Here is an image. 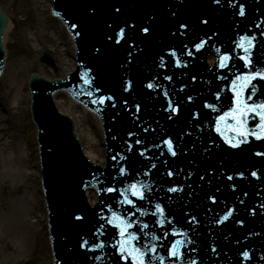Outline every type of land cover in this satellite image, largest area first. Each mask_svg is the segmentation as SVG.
<instances>
[{"label":"water","instance_id":"95a60500","mask_svg":"<svg viewBox=\"0 0 264 264\" xmlns=\"http://www.w3.org/2000/svg\"><path fill=\"white\" fill-rule=\"evenodd\" d=\"M214 1L52 0L55 11L76 34L78 51V68L67 78L49 82L33 75L30 79L55 264H132L120 258L119 220L113 212L136 221L128 231L140 233V240L133 243L147 246L143 249L147 256L156 257L151 264H187L188 259L197 264H264V132L255 125L239 147L230 144L225 148L224 136L216 131L219 126L233 143L241 139L232 130L236 120L231 115L223 120L218 117L236 107L234 87L240 92L239 99L247 103L251 86L241 90L244 81H237L236 76L264 68V0H220L213 10L209 5ZM239 4L245 6L244 16L239 15ZM6 21L0 11V59ZM9 23L8 17L5 33ZM185 24L187 28L180 27ZM120 27L126 28L127 37L117 44L108 36L115 37ZM143 27H150V34L143 33ZM245 34L254 37L253 66L247 67L244 50L236 46ZM208 40L217 43L218 62L226 50L232 55L225 62L230 77L221 78L220 69L205 65ZM201 41L199 49L193 47ZM189 50L192 55L187 54ZM236 58L242 59L241 64L234 62ZM177 59L181 65L176 64ZM43 60L52 65L49 58ZM208 61H212L211 55ZM7 62L8 53L2 74ZM86 79L91 83H84ZM149 82L158 87L148 88ZM252 84L257 89L252 103L264 102V79L256 77ZM60 86H69L91 105L100 96L113 98L95 103L107 138L105 168L82 154L72 121L54 107L51 93ZM61 95L67 94L54 95L58 109ZM169 100L179 106L178 112L168 107ZM74 121L79 133V123ZM169 138L176 155L164 143ZM81 143L84 147L82 139ZM83 152L86 155L85 147ZM122 167L124 173H120ZM133 183L144 191L143 199L132 195ZM87 186H94L98 193L94 207L85 201ZM173 187L179 190L169 191ZM108 188L116 190L106 191ZM92 193L87 190L86 194L91 204ZM125 195L135 204L124 202ZM211 196L216 200L209 199ZM156 203L164 208L163 216L157 213ZM226 209L233 211L232 216L217 223ZM162 218L166 221L163 226L158 224ZM174 228L184 232L173 234ZM165 231L167 237H163ZM153 232L162 238L154 241L143 235ZM177 239L185 241L181 251L186 259L167 256L168 246ZM85 240L88 245H83ZM101 242L102 249L90 247ZM153 244L157 253L148 252ZM244 251L249 257L241 255ZM159 255H165L163 262Z\"/></svg>","mask_w":264,"mask_h":264},{"label":"rangeland","instance_id":"374dc122","mask_svg":"<svg viewBox=\"0 0 264 264\" xmlns=\"http://www.w3.org/2000/svg\"><path fill=\"white\" fill-rule=\"evenodd\" d=\"M0 6L12 19V24L10 25L5 42L8 53V62L4 73L0 76V101L6 107L3 110V114L9 117L11 131H14V124L19 130L16 131L17 134L14 136L13 143L18 142L19 145L25 148V153L30 151L32 154L31 163L39 169L36 127L31 120L29 110L30 93L27 86V80L32 72H36L47 78H53L60 77L67 71L66 63H64L65 61L61 60V57L63 56L58 54L59 45L63 48L62 41H64V39H61L60 44L53 43V37L50 33H53L54 31V33H58L59 36L61 32L62 36L66 33L65 40L67 41L70 54L74 52L73 44L60 20H58L59 27L57 29L53 28L50 30L44 27V21H46L47 18H52V14L49 8L43 10L44 6L41 1L0 0ZM33 30L36 31L38 38L36 36H30L29 32ZM46 53L52 58L54 67L41 61L40 56ZM12 87L14 88L12 89ZM16 89H19V91L23 90L22 92L25 93V103L22 105L23 108L18 113H15L16 110L12 108L13 105L11 103V99L14 97ZM74 109H77V114L80 116L83 115L80 113L78 107ZM88 115L85 116V120L91 121ZM75 120L78 122L79 116H75ZM81 129L82 125L79 123V133ZM98 131H100V129ZM12 132L3 136L1 143L7 144L12 137ZM81 139L85 147V138L81 136ZM4 152L5 151L0 145V212H8L12 210V208L19 210L22 208H29L32 204L30 201H27L31 194L29 192L36 193V189H38L40 193L42 192L38 172L30 176L27 181L22 179V181L25 182L22 184L16 183L17 181H20V179L14 177V175L4 177L2 170L7 165L5 164ZM25 192L28 193L24 196ZM35 201H37V199H35ZM38 204L40 203L38 202ZM42 205L45 210L44 199ZM37 214H39V212ZM32 216L33 214L22 216L24 218L23 220L26 221V224L33 227L34 243L32 247L27 252H24L25 250L22 251L21 255H15L12 250L16 247V244H14L16 242L12 241V239L4 240L0 237V264H50L51 253L46 219L45 217H41L42 221L34 222L33 225V222L31 221ZM14 256H16V258L12 260L10 259L9 262H5L6 257L12 258Z\"/></svg>","mask_w":264,"mask_h":264},{"label":"snow or ice","instance_id":"6c2138e0","mask_svg":"<svg viewBox=\"0 0 264 264\" xmlns=\"http://www.w3.org/2000/svg\"><path fill=\"white\" fill-rule=\"evenodd\" d=\"M216 3H219L220 0H215ZM239 8V15L240 16H244L245 15V6L244 4H239L238 5ZM117 11H119V9H117ZM204 23H207V21H204ZM73 27H75V25H73ZM134 27V25H133ZM181 28H187L188 26L185 25H181ZM141 31L145 34H150V27H143L141 29ZM127 37V32H126V28L125 27H120L119 31L117 33H115V37L114 36H108L109 40H113L115 39V42L117 44L120 43L121 39H124ZM253 40L254 37L253 36H249L247 34L245 35H241L238 38V41L236 42V46L239 48H242L245 52V55L242 57V59H244L246 61V67L247 66H253V60L251 59V48L253 46ZM203 43V41H201L200 43H197L195 45H193L194 48L199 49L201 47V44ZM245 43H247L248 47L245 48ZM99 51V50H98ZM188 55H192V52L189 50ZM129 55H131V53H129ZM173 55H175V50H173ZM231 59V54L230 53H225L223 57H221L220 62H219V66L221 68H226L228 65L224 63V61H229ZM161 61H163V57H161ZM177 65H181V60L177 59L176 61ZM183 63H187L186 61H184ZM256 77H260L262 79H264V68L262 69H257L255 71L252 72H246L243 74H238L236 76V80L237 81H244V83L241 85V90L244 89L245 85H250V91L248 94V99L250 100L252 98V96H254L256 94V86L254 84H252V80L255 79ZM168 79H171V77H168ZM193 79H195V77H193ZM84 83L86 84H90L91 80L90 79H86L84 81ZM233 83L235 84V81H233ZM128 87H131L132 81L129 80L127 82ZM148 88H155L158 87V85L154 84L153 82H149L147 84ZM97 91H99V89H97ZM233 91L236 92V96H237V105L235 108H231L229 109L228 112H226L224 114V116L218 117V120H223L225 117L231 115L233 117V119L236 120V126L232 129L233 131H235L239 136H241V139L236 141V143H233V140L231 137L226 136L220 129L219 126L216 127V131L220 132V134L222 136H224L225 140L227 141V143L231 144L233 147H239V145L241 143H244V139L243 137H246L249 133L248 130L244 127V117L246 115H248L249 113L252 114H256L259 116L260 118V123L257 125V128L260 130V132H264V102H260V103H246L244 100L239 99L240 96V92L236 90V88H233ZM89 95H91V93H89ZM168 93L165 92V96H167ZM216 97L219 98L220 97V93L217 92L216 93ZM106 99H113L112 97H105V96H100L98 98V101H93L94 103L96 102H104ZM189 100L192 99L191 96L188 97ZM168 107L173 111V112H178L179 111V106L178 105H174L172 103L171 100H169L168 103ZM207 107L215 109V105L214 104H207ZM137 109H139V105H137ZM252 135H256L255 132L252 133ZM260 138V137H258ZM137 143H140V141H137ZM164 143L167 146V149L171 152L172 155H176L177 153L173 150V140L171 138L167 139L166 141H164ZM143 154V153H142ZM113 159H115V157H113ZM153 167H155V165H153ZM125 169L122 167L120 168V173H124ZM172 173L169 172V175H171ZM240 176H243L244 173H239ZM253 176H256L257 173L254 171L252 172ZM229 179H232V177H229ZM130 188L132 190V195L133 196H137L140 197L141 199L144 198L145 193L144 191H141L140 188L137 186L136 183H133L130 185ZM116 189L113 188H108L106 189V191H114ZM179 189L177 187H173L170 188L169 191L175 192L178 191ZM119 191H124L126 192L127 190L121 189ZM148 191H151V189H148ZM209 199L215 201L216 197L215 196H211L209 197ZM124 202H126L129 205H134L135 202L132 199H129L127 197V195H125L124 197ZM155 209L157 211V213H159L161 216H163L164 214V208L162 207V205L160 203H156L155 204ZM140 211V215H146V212L144 210H139ZM233 211L231 209L227 210L225 215L220 219L217 220V223H220L221 220H227L230 216H232ZM129 215H132V213H129ZM112 216L116 219L119 220V224H117V227L120 229L118 235L120 237V239L117 241V246H118V251L120 254V258L125 260V261H132V264H146V256L147 253L143 250L145 247H147L146 245H141V246H137L135 243V241H139L140 240V233H138L137 231H131L129 232L128 229L131 228L133 226V224L136 223V221H128L126 220L123 216H118V214L116 212L112 213ZM82 217H78V219H80ZM191 219L193 221L196 220V217H191ZM165 219H160L158 221V224L163 226L165 224ZM109 224L114 223L113 220H109L108 221ZM239 223H243V221H239ZM101 228H103L104 226L101 225ZM142 228H148L147 224H142L141 226ZM173 234H180L182 232H184L183 229H171ZM186 235V232L184 233ZM143 235L145 236H151V239L154 241H158L160 240L162 237L156 235V233H143ZM169 235V233L167 231H165L163 233V237H167ZM185 243L184 240L181 239H177L174 240L170 246H168V250H167V256L170 257H176V258H181V259H186V257L184 256V253L181 251V246ZM83 245H88V241L85 240L83 241ZM93 249H102L104 247V242L101 243H95L92 244L90 246ZM215 250V249H214ZM193 251H195V249H193ZM148 252L149 253H157L158 252V247L157 245L153 244L150 248H148ZM243 257L247 258L249 257V252L248 251H244L241 254ZM97 259H99L100 257H96ZM165 255H159L158 259L159 261L163 262L165 260ZM148 259V264H151V260L152 259H156L155 256H147ZM187 264H197V261L195 259H188L187 260Z\"/></svg>","mask_w":264,"mask_h":264},{"label":"bare ground","instance_id":"6f19581e","mask_svg":"<svg viewBox=\"0 0 264 264\" xmlns=\"http://www.w3.org/2000/svg\"><path fill=\"white\" fill-rule=\"evenodd\" d=\"M39 1H41L42 5L44 6L43 10L44 9L47 10L49 8L50 6L49 0H39ZM8 17L10 18V23L4 36V44L6 42L7 33L9 31L10 25L12 24L11 17L9 15ZM43 25L45 28L50 30H52L53 28L57 29L59 27L58 20L55 17L47 18V20L44 21ZM29 34L31 37L36 36L38 38V35L34 30L30 31ZM50 35L53 37V43L55 42L60 44L61 39H64V41H62L63 48L59 45L58 54L63 56L61 57V60L65 61L64 63H66V69L71 70L74 67V57L73 54H70L69 52L68 44L67 41L65 40L66 33H64L62 36V32H61L59 36L58 33H54L53 31V33H50ZM13 88L14 87H12V89ZM22 91L16 89L14 93V97L11 99L12 100L11 103L13 105L12 108L16 110L15 113H18L23 108L22 105H24L25 103V96H24L25 93ZM58 104L60 111L68 114L70 113L69 115H72L74 117L73 119H75V116H79L78 122L82 125V129L80 130L79 134L80 137L82 136L83 138H85L84 141L86 144L85 146L86 156L92 162H98L100 164H104L105 149L103 145L101 132L98 131L100 129V125H99L100 121L98 117L90 113L88 115L86 109L80 106L78 103L72 101L68 95L59 96ZM77 107L80 109V113L83 115L80 116L79 114H77L76 112L77 109H74ZM5 108L6 107L0 101V145L2 149L5 151L4 152L5 162H6L5 164H7L6 167L2 170V174L4 177H9L10 175H14V177L20 179V181H17L16 183L22 184L25 183L22 181V179L27 181L30 176L37 173L38 169L36 168V166L32 165L31 163L32 161L31 152L29 151L25 153V148L19 145L18 142L13 143L14 136L17 134L16 131L18 130V128L14 124V131L13 132L11 131V128L9 126V117L3 114V110ZM86 115L90 117L92 122L89 120H85ZM9 132H12L11 135L12 137L9 139L7 144L1 143L3 136H6V134H8ZM38 176H40L39 172H38ZM27 193L25 192L24 196ZM29 193L31 194L29 195L27 201H30V203H32L29 208L28 207L26 209L22 208L21 210L12 208V210L8 212L7 211L0 212V237L4 240L12 239V241L16 242L14 243L16 244V247L12 250L13 253H15V255L16 254L21 255V252L24 250H25L24 252H27L28 250H30V248L34 243L33 227L31 225H27L26 221L23 220L24 218L22 216L33 214L31 219L33 225L34 222H39L42 218L46 216L45 210L42 205V201H43L42 194L39 192L38 189H36V193L33 192H29ZM35 199H37V201H35ZM94 200H95V194L92 193L91 202L93 203ZM38 202L40 204H38ZM38 212L39 214H37ZM14 258H16V256L12 258L6 257L5 262H9L10 259L12 260ZM50 264H51V259H50Z\"/></svg>","mask_w":264,"mask_h":264}]
</instances>
